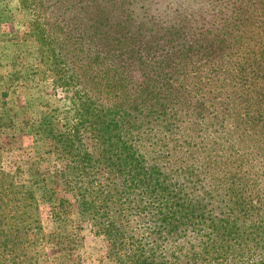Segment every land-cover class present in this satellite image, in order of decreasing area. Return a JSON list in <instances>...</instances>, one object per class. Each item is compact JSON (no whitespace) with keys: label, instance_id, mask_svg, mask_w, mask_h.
I'll list each match as a JSON object with an SVG mask.
<instances>
[{"label":"trees","instance_id":"1","mask_svg":"<svg viewBox=\"0 0 264 264\" xmlns=\"http://www.w3.org/2000/svg\"><path fill=\"white\" fill-rule=\"evenodd\" d=\"M132 1L19 0L38 70L70 102L44 122L48 199L106 237L100 264H264V0L168 19ZM3 165L0 264H50L49 246L82 264L83 237L48 232Z\"/></svg>","mask_w":264,"mask_h":264},{"label":"rangeland","instance_id":"2","mask_svg":"<svg viewBox=\"0 0 264 264\" xmlns=\"http://www.w3.org/2000/svg\"><path fill=\"white\" fill-rule=\"evenodd\" d=\"M135 2L139 11H160L165 19L179 8L192 6L197 10L205 4L204 0ZM45 12L47 15L49 12L53 22L60 13L58 10ZM33 19V11L23 9L19 0H0V154L3 166L8 171L17 172L19 178L34 188L46 213V230L60 235H81L84 243L77 251L81 263L100 264L108 251L106 237L94 235L89 225L80 221L71 199L70 204L61 209L57 208L58 196L57 201L47 197L54 188L47 176L51 173L55 156L45 140L44 122L51 117H64L70 102L63 90L55 88L38 70L40 40L31 36ZM36 171L38 174L33 175ZM59 192V199L65 197ZM48 254L50 264H66L55 247L49 246Z\"/></svg>","mask_w":264,"mask_h":264}]
</instances>
